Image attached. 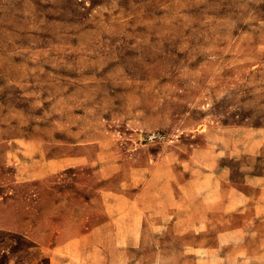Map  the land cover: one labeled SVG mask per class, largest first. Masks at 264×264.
I'll return each mask as SVG.
<instances>
[{"label":"rangeland","instance_id":"rangeland-1","mask_svg":"<svg viewBox=\"0 0 264 264\" xmlns=\"http://www.w3.org/2000/svg\"><path fill=\"white\" fill-rule=\"evenodd\" d=\"M88 145L128 168L42 174L43 155ZM27 160L28 182L14 171ZM254 175L264 180V0H0V264H102L78 236L110 216L119 245L130 223L148 233L120 262L264 264L262 240L242 258L235 237L217 238L244 217L219 214L220 176L243 189ZM201 217L205 229L186 227Z\"/></svg>","mask_w":264,"mask_h":264},{"label":"crops","instance_id":"crops-1","mask_svg":"<svg viewBox=\"0 0 264 264\" xmlns=\"http://www.w3.org/2000/svg\"><path fill=\"white\" fill-rule=\"evenodd\" d=\"M27 140V141H26ZM20 144L28 143L29 139L22 138L17 140ZM84 143H91V141H84ZM102 151H96L92 148V146L88 145L87 149L84 151H78V153H72L68 155L61 156H42L40 158V163L44 168L43 175H53L57 172L63 170H69L70 168L74 171H78V174H84L85 172L92 173V175H96L97 179H109L116 171L120 169H127L126 161L124 158L121 160H117L113 157H100ZM17 157V154L13 155ZM27 156V155H25ZM32 156V155H30ZM29 160V158H28ZM26 161V165H16L14 171L17 175H25L24 178L26 182L31 181L34 177V166H29V161ZM32 163V161H31ZM207 174L211 179L213 178L210 173ZM207 177V178H208ZM206 178V179H207ZM224 178L220 176V182L218 185L220 186V199H219V214L221 216L226 215L227 211L231 213L232 211L238 212L241 215L244 214V217L239 221L238 228L239 232H231L226 229L220 231L217 238L226 240H230L235 237L237 240L235 243H231L228 241V244H234V248L236 251V255L244 256H254L256 254L259 255L261 249L258 246H254L253 244H257L258 240H262L264 242V234H260L259 225L264 224V217H259L257 211H264V183L260 176L254 175L250 177H246V185H244L243 189L237 186H232L225 184L223 182ZM195 181L194 177H189L184 185L188 186ZM178 207L177 204H175ZM174 206V207H175ZM204 206L208 209L209 205L204 202ZM205 207H201L202 209ZM242 207V209H240ZM227 208L231 210H227ZM172 212H175V208L172 209ZM176 214V213H175ZM206 213L202 212V215ZM243 216V215H242ZM258 216V219H257ZM115 217L110 216L107 220L101 222L100 225L93 226L90 230L81 233L78 236V245L80 249L89 248L94 250L95 254H104L108 258V261H105L102 264H131V262H120V255H131V248L139 246L141 244V240L146 237L148 234L147 231L144 230L139 231V225L136 221L135 225H130L127 228V231L123 233V236H120L122 239V244L119 245L115 242V239H119V234L115 231ZM169 222L175 227H179V223H184V220H180L178 215L172 216ZM150 222L145 220L142 224L144 229L149 228ZM220 225H227L230 222H219ZM196 225H187V228H191L193 226H198L200 228L203 226V229L207 227L206 220L204 217H201L199 220L195 222ZM221 227V226H220ZM134 228V230H132ZM179 233V232H178ZM235 235V236H234ZM99 239H105L103 243H99ZM224 241H219V246ZM219 249H221L219 247ZM237 257V256H236ZM238 258V257H237ZM221 259V258H220ZM253 258H251L250 262L253 263ZM82 260V261H81ZM107 260V258H106ZM239 260V259H237ZM238 262V261H237ZM246 261L242 259L241 264H244ZM250 263V264H251ZM78 264H88L84 262L83 259H78Z\"/></svg>","mask_w":264,"mask_h":264}]
</instances>
